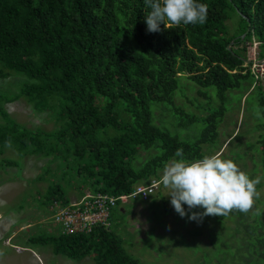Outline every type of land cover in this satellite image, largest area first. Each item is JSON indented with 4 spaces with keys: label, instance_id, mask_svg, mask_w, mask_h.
<instances>
[{
    "label": "trees",
    "instance_id": "16d2710c",
    "mask_svg": "<svg viewBox=\"0 0 264 264\" xmlns=\"http://www.w3.org/2000/svg\"><path fill=\"white\" fill-rule=\"evenodd\" d=\"M197 2L208 7L203 25L161 24V31L149 32L150 8L144 0H0V79L12 71L26 77L17 93L0 94V153L10 140L19 154L58 157L61 163L71 158L77 163L75 174L84 183L92 180L94 193L115 196L131 193L139 182L159 181L158 170L179 159L178 149L184 159H202L199 145L216 136L215 119L223 103L205 116V128L193 142L155 124L151 104H172L182 74L200 87H216L222 102L228 89L247 78L252 82L244 54L227 45L255 40L264 47V0ZM235 15L244 26L241 33L249 27L243 38L227 32L226 21ZM261 48L259 56L264 57ZM257 88L264 118V88ZM19 97L48 113L56 126L52 133L18 123L1 105ZM150 149L156 153L135 167L140 151ZM54 200L68 203L59 182H50L40 201L49 206ZM233 213L246 236V242L239 238L238 264L264 261V232L248 226L249 212ZM29 239L49 243L54 254L71 259L90 255L95 264H138L109 225H97L89 233ZM248 242L256 247L252 255Z\"/></svg>",
    "mask_w": 264,
    "mask_h": 264
},
{
    "label": "rangeland",
    "instance_id": "374dc122",
    "mask_svg": "<svg viewBox=\"0 0 264 264\" xmlns=\"http://www.w3.org/2000/svg\"><path fill=\"white\" fill-rule=\"evenodd\" d=\"M226 27L228 34H243L244 26L237 15L226 21ZM254 41L240 45L231 41L230 47L243 53L246 62L254 51L260 57L261 47L258 43L253 44ZM261 51L264 53V47ZM25 79L24 75L12 71L0 79V94L9 96L17 93ZM258 85L264 88V82L253 83L251 78L242 80L239 87L225 92L222 102L216 87H200L182 74L172 94L173 103L154 102L151 112L153 122L159 127L183 141L193 142L205 128V116L223 103L222 114L215 119L216 136L200 143L199 150L203 157L217 155L233 160L251 179L261 177V183L257 185L260 197L255 199L246 221L248 226L264 232V118ZM200 90L205 95L200 94ZM1 105L13 119L30 129L52 133L56 127L47 112L35 109L24 97L3 100ZM191 117L195 119L190 120ZM155 153V149L141 150L133 161L134 166H139ZM2 159L11 163H2ZM171 160L158 170L159 183L146 199L129 197L113 209L109 226L122 239L125 251L136 258L138 264L241 263V245L246 242V236L242 227L237 226L234 213L223 217L209 215L202 220H189L187 216L182 218L176 213L171 198L167 196L169 189L161 180L164 167ZM76 164L71 158L61 163L58 157L19 154L11 147L0 153V264H95L90 255L71 259L54 254L49 243H33L29 239L58 232L53 210L40 201L50 182L63 185L65 202L94 194L90 186L92 180L84 183L75 174ZM69 166H74V169H69ZM65 171L68 174L62 177ZM146 183L139 182L137 186ZM184 207L188 208L186 204ZM191 211L203 212V209L190 210L189 216ZM250 245L248 253L252 255L251 251L256 247L253 249ZM256 262L261 264L264 261L258 258Z\"/></svg>",
    "mask_w": 264,
    "mask_h": 264
},
{
    "label": "clouds",
    "instance_id": "9594fccd",
    "mask_svg": "<svg viewBox=\"0 0 264 264\" xmlns=\"http://www.w3.org/2000/svg\"><path fill=\"white\" fill-rule=\"evenodd\" d=\"M150 8L146 14L147 31H161L181 23L203 25L207 19L208 7L197 0H144ZM259 114V113H257ZM5 141V147H11ZM179 159H172L165 165L161 177L164 187L169 189L167 196L176 213L189 220H202L205 216H227L233 210L249 212L255 199L260 197L257 185L261 177L251 179L231 159L217 155H205L202 159L187 161L183 150L175 153ZM188 208L185 209L184 205ZM202 208L203 212L190 210Z\"/></svg>",
    "mask_w": 264,
    "mask_h": 264
},
{
    "label": "built area",
    "instance_id": "2783aa9c",
    "mask_svg": "<svg viewBox=\"0 0 264 264\" xmlns=\"http://www.w3.org/2000/svg\"><path fill=\"white\" fill-rule=\"evenodd\" d=\"M253 44L256 45L257 42L254 41ZM245 63L253 83L264 82V57H258L254 51ZM158 183L157 180H151L148 184L136 186L129 194L118 196L102 192L88 194L65 205L54 200L49 206L53 210V221L61 234L89 233L97 225H109L111 211L118 200L136 196L146 199L154 192Z\"/></svg>",
    "mask_w": 264,
    "mask_h": 264
},
{
    "label": "water",
    "instance_id": "95a60500",
    "mask_svg": "<svg viewBox=\"0 0 264 264\" xmlns=\"http://www.w3.org/2000/svg\"><path fill=\"white\" fill-rule=\"evenodd\" d=\"M249 31V27L246 29V31L241 35V38H243L244 37V35L246 34V32H248ZM230 43L231 42H229V44L227 45V48H230Z\"/></svg>",
    "mask_w": 264,
    "mask_h": 264
}]
</instances>
